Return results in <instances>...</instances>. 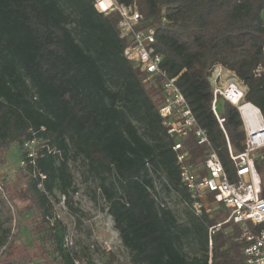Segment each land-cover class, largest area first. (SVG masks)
Segmentation results:
<instances>
[{
  "label": "trees",
  "instance_id": "obj_1",
  "mask_svg": "<svg viewBox=\"0 0 264 264\" xmlns=\"http://www.w3.org/2000/svg\"><path fill=\"white\" fill-rule=\"evenodd\" d=\"M116 1L136 4L143 25L156 29L162 67L177 77L230 181H236L226 136L211 108V70L222 65L233 72L246 87L244 101L264 119V0ZM119 20L116 13L97 11L94 0H0V148L18 146L21 159L33 131L46 145L37 161L47 175L44 190L31 166L19 168L16 189L26 203L20 214L30 213L47 254L39 264H98L65 245L64 223L46 219L58 193L72 207L78 189L70 160L82 161L86 177L99 180L106 211L129 253L128 261L117 264H245L241 230L225 222L228 209L192 212L182 221L159 197L156 181L162 180L167 192L190 200L180 182L174 139L158 112L160 85L148 84L124 56L127 40ZM219 108L239 154L246 138L241 114L223 99ZM185 147L188 161L201 166L206 148L192 136ZM255 161L264 197V151ZM219 222L222 230L211 247L209 227ZM17 247L12 241L4 249L1 264H22V256L13 257ZM113 261L114 255L108 263Z\"/></svg>",
  "mask_w": 264,
  "mask_h": 264
},
{
  "label": "built area",
  "instance_id": "obj_2",
  "mask_svg": "<svg viewBox=\"0 0 264 264\" xmlns=\"http://www.w3.org/2000/svg\"><path fill=\"white\" fill-rule=\"evenodd\" d=\"M94 7L100 13L119 15L118 27L121 37L127 40L124 56L142 72L146 81L156 82L160 85L161 101L158 112L162 118L163 126L168 135L174 139L172 149L176 154V162L180 170V182L189 194V201H185L192 212L202 215L204 210L210 211L213 207H223L229 210L225 222L233 221L241 230V240L244 244L243 254L245 264H264V197L261 195V177L256 166V159L263 158L264 151V119L259 116L244 117L240 107L245 103L243 97L246 87L243 82L231 71L222 65H215L211 70V83L213 88L212 111L219 126L227 139L228 151L236 168L237 180L232 182L228 173L214 150L208 132L203 128L186 97L177 84V77H171L162 67L164 55L156 48V29L143 25V16L136 4L125 5L116 0H94ZM231 76L227 83L222 82L224 74ZM235 91H232V90ZM242 93V105L234 103L236 94ZM226 100L237 106L245 130L246 138L244 150L236 154L228 140L225 129L226 119L219 111V100ZM45 127H41L44 130ZM194 137L198 145L206 148V154L201 166L189 162V150L185 141ZM41 147H46L37 131L27 139L22 147L20 168L28 171L39 179L38 188L44 190V180L47 175L38 167ZM158 189V188H157ZM53 200V204L60 202L67 204L64 194ZM62 199V201H61ZM47 221L54 225L57 210L46 215ZM222 222L209 227L210 245L213 236L222 230ZM66 246L67 237H66ZM79 264V262H76Z\"/></svg>",
  "mask_w": 264,
  "mask_h": 264
},
{
  "label": "rangeland",
  "instance_id": "obj_3",
  "mask_svg": "<svg viewBox=\"0 0 264 264\" xmlns=\"http://www.w3.org/2000/svg\"><path fill=\"white\" fill-rule=\"evenodd\" d=\"M231 76L229 73L224 74L222 82L227 83ZM148 84L153 85V82L150 81ZM221 101L222 99L219 103ZM69 164L78 189L73 194L72 207L68 204L63 206L56 201L54 204L57 218L67 226L68 246L80 253L86 252L98 264L128 261L129 253L121 242L112 217L106 211L107 206L99 188V180L86 177V166L82 161L70 160ZM19 168L18 146H13L9 151L0 148V264L4 259V249L12 241L18 246L14 258L22 256V264H39L47 258V254L41 249L40 235L35 234L33 230L35 228L31 223L30 213L23 216L20 214L26 203L18 197L16 190L17 187H21ZM156 183L159 197L167 206L174 209L180 220L183 221L193 214L179 193L167 192L162 180H157ZM59 196L61 195L58 193L57 197ZM74 208L78 211L75 212ZM112 255L114 261L108 263Z\"/></svg>",
  "mask_w": 264,
  "mask_h": 264
},
{
  "label": "bare ground",
  "instance_id": "obj_4",
  "mask_svg": "<svg viewBox=\"0 0 264 264\" xmlns=\"http://www.w3.org/2000/svg\"><path fill=\"white\" fill-rule=\"evenodd\" d=\"M232 91H235V90L233 89ZM241 96H242V93L240 91V93L236 94V97L233 98L234 103H236L238 106L242 105ZM240 111L245 118L248 116H259L260 115V110L253 104L247 103V102L244 103L240 107Z\"/></svg>",
  "mask_w": 264,
  "mask_h": 264
},
{
  "label": "water",
  "instance_id": "obj_5",
  "mask_svg": "<svg viewBox=\"0 0 264 264\" xmlns=\"http://www.w3.org/2000/svg\"><path fill=\"white\" fill-rule=\"evenodd\" d=\"M246 103V102H245Z\"/></svg>",
  "mask_w": 264,
  "mask_h": 264
}]
</instances>
